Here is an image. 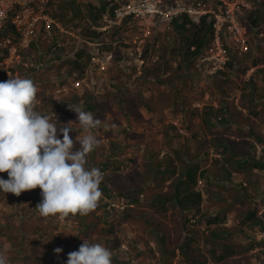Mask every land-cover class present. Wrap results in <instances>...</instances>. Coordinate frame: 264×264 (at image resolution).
<instances>
[{
    "label": "rangeland",
    "instance_id": "obj_1",
    "mask_svg": "<svg viewBox=\"0 0 264 264\" xmlns=\"http://www.w3.org/2000/svg\"><path fill=\"white\" fill-rule=\"evenodd\" d=\"M102 3L62 0L56 11L69 19L76 15L69 25L61 19L74 36L62 37L57 50L48 43L30 50L22 65L0 66V82L9 76L34 81L42 115L53 111L61 125L78 122L68 105L79 106L106 124L94 130L100 143L85 165L104 174L102 198L88 215L41 217L35 209L42 199L39 188L18 197L0 191V249H8L9 264H67L68 253L84 239L111 249L114 264H190L180 250L188 235L203 255L196 264H264L263 226L247 219L255 212L264 222V168L252 167L251 160L264 162V0L244 11L247 48L231 52L232 67L221 74L204 77L183 63L195 31L190 25L163 32L159 24L144 37L146 28L136 22L119 31L108 28L98 40L111 44L113 56L124 55V61L91 58L75 87L72 63L88 40L82 33L103 26L95 21ZM102 62L106 72H100ZM70 126L75 141L83 133L78 124ZM79 148L76 143L74 150ZM192 169L202 203L199 210H183L172 184ZM218 215V223L209 226ZM215 228L218 243L230 245L222 260L203 243ZM56 248L63 251L57 255Z\"/></svg>",
    "mask_w": 264,
    "mask_h": 264
},
{
    "label": "clouds",
    "instance_id": "obj_2",
    "mask_svg": "<svg viewBox=\"0 0 264 264\" xmlns=\"http://www.w3.org/2000/svg\"><path fill=\"white\" fill-rule=\"evenodd\" d=\"M258 1L251 0L252 5ZM176 20L178 23L185 21L187 25L193 23L188 18ZM208 22L212 29V22ZM159 30L167 31L164 27ZM106 45L103 43V48ZM235 50L230 49L232 52ZM119 61L122 60L116 63ZM37 93L34 81L28 78L9 76L7 81L0 82V173L8 174L7 180L0 178V191L18 197L23 192L39 188L42 199L35 209L41 217L64 219L69 215H88L102 198L99 186L104 174L98 168L89 169L85 165L87 156L100 143L94 130L106 126L105 121L79 106L68 105L69 110L76 113L78 122L69 121L61 125L53 111L44 115L36 111ZM72 124H78L83 133L75 141L69 135L73 131ZM76 143L80 145L78 150H74ZM54 251L59 255L63 250L56 248ZM112 255L111 249L84 239L77 251L68 253L67 264H112ZM0 264H9L6 247L0 249Z\"/></svg>",
    "mask_w": 264,
    "mask_h": 264
},
{
    "label": "built area",
    "instance_id": "obj_3",
    "mask_svg": "<svg viewBox=\"0 0 264 264\" xmlns=\"http://www.w3.org/2000/svg\"><path fill=\"white\" fill-rule=\"evenodd\" d=\"M61 1L0 0V66L22 65L25 55L30 50L44 49L45 43L53 46L52 50H55L62 45L60 41L62 37L74 36L56 13L57 4ZM103 1L108 3L106 11L100 18L103 26L92 27L97 32L120 26L130 17V24L136 22L142 24L143 29L146 28L144 37H148L151 35L150 28L153 29L159 24L164 25L165 30H169L176 19L188 18L193 23L199 24L202 17L206 16L212 22L211 41L194 62L196 71L205 77L225 70L229 61V49L247 48L249 36L242 19L244 11L252 8L251 0ZM112 6H115V9L110 12ZM83 42L90 47L91 58L100 55L105 57L107 63L114 60L112 51L105 50L98 40ZM142 42L143 40L138 44L139 51ZM93 61L91 60V65ZM98 65L91 68L98 70ZM99 69L100 72H106L108 67L102 62ZM80 79H75L73 83L75 87L81 85Z\"/></svg>",
    "mask_w": 264,
    "mask_h": 264
},
{
    "label": "trees",
    "instance_id": "obj_4",
    "mask_svg": "<svg viewBox=\"0 0 264 264\" xmlns=\"http://www.w3.org/2000/svg\"><path fill=\"white\" fill-rule=\"evenodd\" d=\"M78 5V3H74V5ZM72 6V3H71ZM107 3L104 2L101 4V7L99 8L100 14L104 11H106ZM115 9V6H112L110 9V12H113ZM60 18L62 21H64L65 24L69 25L70 20L72 18H75L76 15H74L72 18L66 17L64 13H59ZM100 18L97 17L95 21H97ZM130 17L126 18L124 20V23L120 26L114 27V30L119 31L121 27H124V25H127L128 23L130 24ZM187 23L185 21H182L181 23H178V20H176L175 23H172V26L174 28H180V29H185ZM190 27L193 28L195 31L192 35V38L186 42L185 45V53L182 55V61L183 63H190L193 65L194 70H196V67L194 65V62L196 58L201 54L202 50L206 47L208 43L211 41V34H212V29L210 27V24L207 20V17H202L201 21L199 24H190ZM83 37L87 38L88 41H94L102 38V36L105 34L104 32H97L95 30H86L83 33ZM34 46V44H33ZM84 47L80 51L77 52L76 57L72 63V65L75 67L73 73H77V78H83L85 76L86 70L88 68V62L91 61L92 55L88 53L90 50V47H88L87 44H83ZM148 46V45H147ZM194 47V50H191V48ZM106 50H112L113 46L111 44H108L104 47ZM232 51L229 49V55L231 54ZM148 55V47L143 51V59H146ZM86 57V61L82 62L81 60ZM125 56L120 55V56H115V60H123L124 61ZM233 64V58H230L228 61L226 68H231ZM199 73V72H197ZM202 74V73H200ZM219 74V73H217ZM216 75V74H215ZM220 109H216V112ZM213 109H209V111H206L204 113L203 117V123L207 124L210 120V117L213 115ZM169 161V166L172 164V159L168 158ZM252 160V167L254 168H264V162L261 163L260 160L258 159H251ZM245 164L247 165L248 163L245 161ZM206 172H202L201 175L204 176ZM210 174V173H209ZM185 177V178H184ZM203 178H206L205 176ZM201 181V180H200ZM199 182V177L197 175L196 170H188L187 173L183 177H179L176 182L172 184V186L175 188L176 192V198L179 200V204L182 206L183 210L186 209H194V210H199L201 207L202 203V193L198 189H196V185ZM180 198V199H179ZM125 217H128V213L124 212ZM220 218V216H216L213 219H209L208 225H212L217 222V220ZM259 218V217H258ZM247 219L253 220L252 223L253 225L263 226V231H264V222L257 219L255 212L248 213ZM257 220V221H256ZM218 223V222H217ZM220 231L215 228L211 230L210 235L206 236L205 239H203V243L209 247L208 252H211V256L216 258L217 260H222L229 254L228 248L230 245H224L225 249L224 251L220 252L217 250L219 246H222L220 243H218L217 238L219 236ZM214 239H212V237ZM180 250L185 258L189 260L190 264H196L198 263V258H200L202 255L200 247L197 243V240L193 237H190L189 235L185 238V241L181 244ZM114 264V263H112Z\"/></svg>",
    "mask_w": 264,
    "mask_h": 264
}]
</instances>
